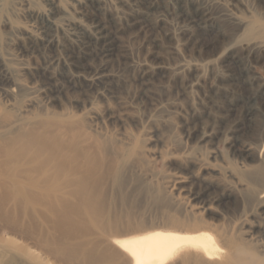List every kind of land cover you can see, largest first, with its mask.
<instances>
[{
	"label": "rangeland",
	"instance_id": "rangeland-1",
	"mask_svg": "<svg viewBox=\"0 0 264 264\" xmlns=\"http://www.w3.org/2000/svg\"><path fill=\"white\" fill-rule=\"evenodd\" d=\"M5 1L0 113L9 118L24 110L25 122L56 118L102 142L121 173L120 189L111 177L104 181L102 213L120 234L127 226L163 228L174 215L189 216L187 192L202 188L208 210L191 205L208 224H232L245 238L253 223H264V0H179L182 14L177 0H93L109 19L105 54L108 45L84 35L10 46L4 20L24 23L14 16L16 5L47 12L53 0ZM75 1L56 5L61 20L83 19ZM134 2L142 10L151 3L154 11L130 22ZM199 16L198 25L188 21ZM99 69L106 80H84ZM35 93L41 103L26 106ZM7 227L0 220V264L20 258L7 252L6 241L27 244Z\"/></svg>",
	"mask_w": 264,
	"mask_h": 264
},
{
	"label": "bare ground",
	"instance_id": "bare-ground-1",
	"mask_svg": "<svg viewBox=\"0 0 264 264\" xmlns=\"http://www.w3.org/2000/svg\"><path fill=\"white\" fill-rule=\"evenodd\" d=\"M92 1H75L83 10V19L73 22L61 20L54 11L60 0L51 1L47 12H36L21 1L14 8V16L24 23L1 21L11 33L4 39L10 46L25 39L56 45L58 35L68 39L84 35L98 45H108L102 51L105 54L112 40L109 19L99 4L92 6ZM177 1L182 14V2ZM154 8L149 3L142 10L134 2L129 21L137 22ZM201 16L188 21L198 25ZM54 64L46 66L52 68ZM107 77L99 69L84 80L96 85ZM35 94L26 97V106L41 103ZM22 111L9 118L0 113V220L27 243L20 246L6 241L7 252L20 255L14 264H264V223H253L245 238L232 224H208L194 211L196 205H191L196 202L201 210H208L202 197L207 188L187 192L189 216L174 215L163 228L127 226L120 234L119 225L105 220L102 213L108 201L106 177L121 188L120 170L109 162L102 142L56 118L25 122Z\"/></svg>",
	"mask_w": 264,
	"mask_h": 264
}]
</instances>
